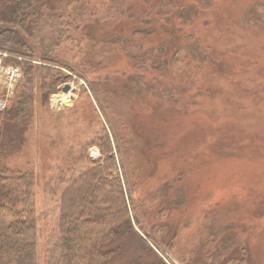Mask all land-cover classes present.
<instances>
[{"label": "rangeland", "instance_id": "1", "mask_svg": "<svg viewBox=\"0 0 264 264\" xmlns=\"http://www.w3.org/2000/svg\"><path fill=\"white\" fill-rule=\"evenodd\" d=\"M34 5L37 50L60 38L52 52L83 79L0 131L8 165L35 169L36 264L57 213L46 176L101 159L104 133L136 232L105 264H150L147 235L164 264H264V0H80L95 11L79 31L58 26L68 0Z\"/></svg>", "mask_w": 264, "mask_h": 264}, {"label": "trees", "instance_id": "2", "mask_svg": "<svg viewBox=\"0 0 264 264\" xmlns=\"http://www.w3.org/2000/svg\"><path fill=\"white\" fill-rule=\"evenodd\" d=\"M36 1L0 0V52L9 54L5 65L19 67L22 73L8 109L0 112V131L3 121L27 120L37 97L45 104L64 84L77 83L74 76L83 80L52 52L62 43L60 38L38 51L29 37ZM67 7L60 12L59 22L56 20L61 29L75 27L79 31V26L87 24L95 11L93 6H80V0H68ZM78 38L74 35L64 40L79 43ZM89 87L96 94L99 86L89 83ZM74 127L78 129L76 123ZM89 145L100 150L101 159L88 160L85 155L87 167L77 173L76 166H66L58 160L46 176L44 188L57 191L58 197L42 264H105L120 251L117 244L122 238L136 234L109 137L104 133ZM81 149L84 153L86 148ZM4 158L0 149V264H36L35 169L29 164L9 166ZM148 239L155 244L149 235L145 239L139 237L141 249L153 254L150 264H164L146 243Z\"/></svg>", "mask_w": 264, "mask_h": 264}, {"label": "built area", "instance_id": "3", "mask_svg": "<svg viewBox=\"0 0 264 264\" xmlns=\"http://www.w3.org/2000/svg\"><path fill=\"white\" fill-rule=\"evenodd\" d=\"M4 60L0 58V112L5 111L8 107L14 96L16 85L21 78L20 68L5 65Z\"/></svg>", "mask_w": 264, "mask_h": 264}, {"label": "bare ground", "instance_id": "4", "mask_svg": "<svg viewBox=\"0 0 264 264\" xmlns=\"http://www.w3.org/2000/svg\"><path fill=\"white\" fill-rule=\"evenodd\" d=\"M68 104H69V97L59 98V96H56L53 98V105L55 108H59L61 106H66Z\"/></svg>", "mask_w": 264, "mask_h": 264}, {"label": "water", "instance_id": "5", "mask_svg": "<svg viewBox=\"0 0 264 264\" xmlns=\"http://www.w3.org/2000/svg\"><path fill=\"white\" fill-rule=\"evenodd\" d=\"M66 90L68 89V86L67 85H65V87H64Z\"/></svg>", "mask_w": 264, "mask_h": 264}]
</instances>
